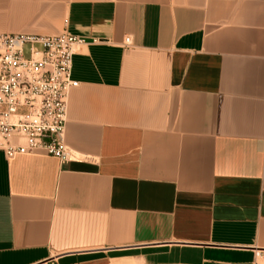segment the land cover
Listing matches in <instances>:
<instances>
[{
    "label": "crops",
    "instance_id": "0c3cea01",
    "mask_svg": "<svg viewBox=\"0 0 264 264\" xmlns=\"http://www.w3.org/2000/svg\"><path fill=\"white\" fill-rule=\"evenodd\" d=\"M62 32L84 41L72 159L0 152V264H248L264 249V0H0V33Z\"/></svg>",
    "mask_w": 264,
    "mask_h": 264
},
{
    "label": "built area",
    "instance_id": "2783aa9c",
    "mask_svg": "<svg viewBox=\"0 0 264 264\" xmlns=\"http://www.w3.org/2000/svg\"><path fill=\"white\" fill-rule=\"evenodd\" d=\"M83 39L58 34L0 33V152L42 150L61 161L72 159L64 144L72 60ZM125 37L123 48L130 47ZM248 264H264V249L254 251Z\"/></svg>",
    "mask_w": 264,
    "mask_h": 264
}]
</instances>
